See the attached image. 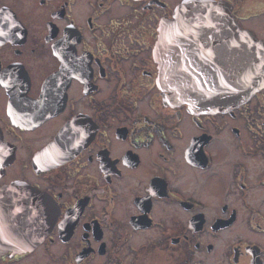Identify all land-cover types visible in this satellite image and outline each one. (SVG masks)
Masks as SVG:
<instances>
[{
	"label": "flooded vegetation",
	"instance_id": "flooded-vegetation-1",
	"mask_svg": "<svg viewBox=\"0 0 264 264\" xmlns=\"http://www.w3.org/2000/svg\"><path fill=\"white\" fill-rule=\"evenodd\" d=\"M184 1L0 0V264H264V79L204 84L264 0L197 14L198 85L159 37Z\"/></svg>",
	"mask_w": 264,
	"mask_h": 264
},
{
	"label": "water",
	"instance_id": "water-1",
	"mask_svg": "<svg viewBox=\"0 0 264 264\" xmlns=\"http://www.w3.org/2000/svg\"><path fill=\"white\" fill-rule=\"evenodd\" d=\"M215 8V5L208 0H185L180 8L175 12V15L166 24L162 25L160 29V42H164V54L166 53L163 60L166 62L167 67L169 64L172 65L174 71L180 76L182 82L186 85H198L203 84L202 78H198L192 73H181L177 71V63L181 62L179 56H181V47L186 48V52L182 61H186L192 64L191 48L192 39L194 38L193 22L196 21L198 13H207ZM243 39L247 38L244 42V46L248 47V62L259 59V66H251L249 63L247 69L244 70L243 74L240 75H229L225 77L216 76V82L204 83V84H215L217 86L225 87H237L250 81V79L257 75L263 76L264 79V47L260 43L254 41L253 35L248 31H243L241 34ZM190 67V66H189ZM262 71V72H261ZM260 72L262 74H260Z\"/></svg>",
	"mask_w": 264,
	"mask_h": 264
},
{
	"label": "rangeland",
	"instance_id": "rangeland-1",
	"mask_svg": "<svg viewBox=\"0 0 264 264\" xmlns=\"http://www.w3.org/2000/svg\"><path fill=\"white\" fill-rule=\"evenodd\" d=\"M43 255V256H41ZM39 255V257H32L29 259L24 260L23 262H21L20 264H35V259H38V263L39 264H52L51 263V259H49L47 256H45V254H41Z\"/></svg>",
	"mask_w": 264,
	"mask_h": 264
}]
</instances>
